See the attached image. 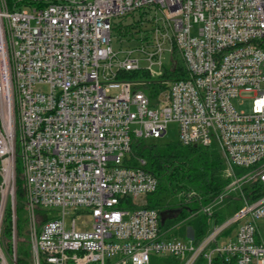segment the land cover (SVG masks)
I'll return each instance as SVG.
<instances>
[{"label": "built area", "instance_id": "obj_1", "mask_svg": "<svg viewBox=\"0 0 264 264\" xmlns=\"http://www.w3.org/2000/svg\"><path fill=\"white\" fill-rule=\"evenodd\" d=\"M7 1L0 0V264H17V179L29 264H151L161 256V264H264V0H47L30 10ZM139 11L142 31L117 37L115 23ZM114 38L129 47L115 48ZM178 59L183 74L166 77ZM132 71L159 78L120 76ZM168 122H176L180 145L215 146L223 159V190L190 211L206 216L200 236L192 227L171 235L156 208L133 203L158 178L142 157L132 163V142L160 139ZM227 199L236 208L218 218ZM7 209L9 255L1 239ZM69 210L87 217L68 226ZM36 211L47 216L38 230Z\"/></svg>", "mask_w": 264, "mask_h": 264}, {"label": "trees", "instance_id": "obj_2", "mask_svg": "<svg viewBox=\"0 0 264 264\" xmlns=\"http://www.w3.org/2000/svg\"><path fill=\"white\" fill-rule=\"evenodd\" d=\"M8 1L11 5V0ZM34 3L43 6L47 4V1L39 0ZM134 14L131 13L129 15L132 17ZM143 14V12L139 11L137 18L132 19L128 24H122L117 21L114 26V34L117 37H125L142 31ZM140 74L141 76L145 74L142 78L146 80L149 77L142 71L122 73L120 76L134 77L135 75L140 76ZM182 74L183 66L180 59H178L175 67L169 70L165 76H180ZM148 82H150V84H147L148 89L151 92L156 91L157 85L153 81ZM135 156L142 157L146 163L145 168L158 178V186L153 192L146 195L144 206L156 208L158 211L166 208L179 209L172 218L164 222L162 225L164 229H168L174 222L173 220L176 222L181 221L182 218L190 215L191 210L209 204L227 183V179L224 176L223 159L215 146H183L177 141L148 143L144 139L136 138L132 142L130 154L132 163H135ZM20 184L19 179H17L16 198L22 197L23 192ZM236 205V202L227 199L224 202V207L216 211L218 218H222L233 211ZM9 218L10 210L7 209L4 218L6 239L9 238L10 234ZM192 229L196 236L205 233L206 216L204 214L197 213L193 216ZM17 264H29V261L17 256Z\"/></svg>", "mask_w": 264, "mask_h": 264}, {"label": "rangeland", "instance_id": "obj_3", "mask_svg": "<svg viewBox=\"0 0 264 264\" xmlns=\"http://www.w3.org/2000/svg\"><path fill=\"white\" fill-rule=\"evenodd\" d=\"M32 1V2H31ZM39 0H25V1H19L16 3L17 6H15L14 8H27V9H31L33 7V5H37L38 4L34 3V2H38ZM45 1V0H43ZM47 1V0H46ZM8 2V6H12L13 2H15V0H11V5ZM137 18V13H135L132 17L130 15H126L124 17H122L121 19L118 20V22H121L122 24H128L132 21V19H136ZM133 30V29H132ZM113 46L115 48H118L120 46L127 48L129 47V44L127 43H122L120 44L118 42V40H116V38L113 39ZM162 63L164 64V67H168L171 64V53L168 49H166L162 55ZM143 64V63H142ZM154 69H156V67H154ZM143 72V71H142ZM141 76V74H140ZM138 76L135 75L134 77L132 76H128L126 78L128 79H133V78H142L143 76H145V74L143 76ZM155 79H147V80H158L159 77H153ZM147 88V87H146ZM35 90H39V91H47L48 87L47 85H42V84H38L34 87ZM117 92V89L112 88L110 93L114 94ZM148 92V91H146ZM150 92V91H149ZM157 92H150L151 94H155ZM153 96V95H151ZM161 98V96H159V99ZM249 108V102H247L244 105V109L248 110ZM145 141H147L148 143H170V142H175L177 141V124L176 122H168V124L166 125V132L165 134L160 138V139H151V138H146L144 139ZM130 156V154H129ZM17 169L19 170L20 167L19 165L17 166ZM19 196V195H18ZM146 201V195L144 194H140L137 197H135L133 199V203L136 206H142L144 205ZM224 207V205L222 206V208ZM26 206L24 204V197L22 195V197H17L16 198V213H17V219H16V223H15V228H16V254L17 256H21L24 260H28L30 261L31 258V236L29 235V232L26 230ZM49 210H53V209H49ZM45 216V215H44ZM87 216L85 215H77L75 213V211L73 210H69L66 214H65V220L67 225L69 226L71 218H74L77 225L79 224L81 219L86 218ZM47 218V216L43 217L41 215L40 212L36 211L35 213V219H36V230H38V228L40 227L41 223L44 221V219ZM18 221V224H17ZM174 222H172V225L168 228V233L170 234H176L179 235L181 237H184L186 232H190L191 227H193V217H190L189 215H187L186 217L182 218L181 220V224L178 225L177 227H175V223L176 221L173 220ZM11 221H10V234H9V238L6 239L5 237V229H4V223H3V227H2V232H1V239L3 240L4 243V251L6 253V255H9L12 251V246H11ZM180 227V228H179ZM163 257V256H161ZM161 257H156L153 258V261L151 264H161ZM165 260V259H163ZM121 264H127V263H121Z\"/></svg>", "mask_w": 264, "mask_h": 264}, {"label": "water", "instance_id": "obj_4", "mask_svg": "<svg viewBox=\"0 0 264 264\" xmlns=\"http://www.w3.org/2000/svg\"><path fill=\"white\" fill-rule=\"evenodd\" d=\"M178 211L179 209L177 208H166L160 210L159 211L160 223L163 225L167 219L172 218Z\"/></svg>", "mask_w": 264, "mask_h": 264}]
</instances>
